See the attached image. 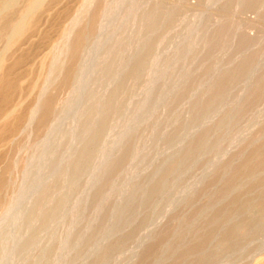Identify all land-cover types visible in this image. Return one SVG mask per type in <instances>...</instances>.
I'll return each mask as SVG.
<instances>
[{
	"label": "rangeland",
	"instance_id": "obj_1",
	"mask_svg": "<svg viewBox=\"0 0 264 264\" xmlns=\"http://www.w3.org/2000/svg\"><path fill=\"white\" fill-rule=\"evenodd\" d=\"M32 2L0 0V264H264V0Z\"/></svg>",
	"mask_w": 264,
	"mask_h": 264
},
{
	"label": "bare ground",
	"instance_id": "obj_2",
	"mask_svg": "<svg viewBox=\"0 0 264 264\" xmlns=\"http://www.w3.org/2000/svg\"><path fill=\"white\" fill-rule=\"evenodd\" d=\"M38 2V0H33V2L31 3V6H30V9H32L35 5H36V3ZM35 8V7H34ZM29 9V8H28ZM22 19V18H21ZM25 20V19H24ZM25 26V23L24 22H22L21 24L19 23L18 25H15L14 26V33L16 34V30L15 29H18V28H23ZM71 29V28H70ZM13 30V29H12ZM72 30L71 31H69V32H67V37H66V39H67V41H66V50H65V59H64V61L62 62V68H63V65L65 64V62H66V58H67V49H68V45H69V42H70V40H71V37H72ZM12 33V32H11ZM14 33H12V34H14ZM17 35V34H16ZM15 35V36H16ZM10 38V37H9ZM64 47V46H63ZM38 109H39V107L36 109L37 111H38ZM35 110V109H34ZM36 110H35V113H37L36 112ZM35 113H32V114H34L35 115ZM31 118V117H30ZM32 119V118H31ZM32 121H34V118L32 119ZM31 121V122H32ZM30 123V122H29ZM30 126V125H29Z\"/></svg>",
	"mask_w": 264,
	"mask_h": 264
}]
</instances>
